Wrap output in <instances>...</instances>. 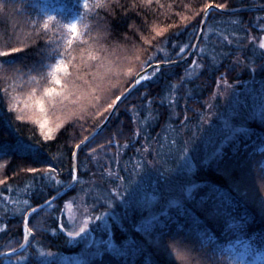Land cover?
<instances>
[{"label": "trees", "instance_id": "obj_1", "mask_svg": "<svg viewBox=\"0 0 264 264\" xmlns=\"http://www.w3.org/2000/svg\"><path fill=\"white\" fill-rule=\"evenodd\" d=\"M0 2L14 6V10L9 8L0 13V43L8 41L18 46V38L23 37L27 45L23 51L10 53L7 58L20 69L15 83L11 79L7 81L11 86L7 93L5 81L0 79V180L5 181L0 184V229H4L0 231L1 255L10 249L21 248L19 245L24 241L23 215L15 209L28 206L13 201L28 200L35 207L66 188L71 181V153L76 143L89 135L102 119L94 115V109H89L83 121L68 119L69 111L76 107L72 103L75 97H56L53 103L44 105L43 112L30 99L32 89L36 90L34 96L39 97L44 87L50 86L48 78H40L46 73V66L58 58L55 53L50 55L49 49L66 50L65 40L71 37L62 25L77 21L78 36L67 49L70 55L64 57L66 60L75 57V64L81 61V49L87 48L83 40H88L95 50L103 46L106 51L102 54L122 67L129 64L124 57L136 50L144 53L142 60L154 55L156 59L151 61L152 64L167 59L175 62L183 60L192 51L190 46L177 55L178 46L195 45L204 15L200 10L209 0H151L150 5L142 0H111L110 7L91 11L83 8V0ZM214 2H227L228 7L222 9L227 11L264 5V0ZM194 13L200 14L194 16ZM46 16L53 17L48 22V29L33 23L43 21ZM263 16L264 10L232 14L210 10L193 56L181 65L160 68L154 79L138 85L96 136L99 143L107 144L110 139L112 145L106 151L98 149V155L91 160L87 158L88 148L79 151L76 158L79 180L75 187L55 201L53 209L44 208L29 217V226L34 231L18 254H28L27 260L20 264H58L54 259L40 258V251L68 258L82 256L84 264H182L176 253L169 255L174 241L178 251L190 246L206 257V264H221L224 257H229L227 249L236 243L255 242L257 247L260 246L261 237H264V187L261 186V178H264V118L257 106H252L251 95L241 96L242 109L234 122L244 130L226 142L219 152H205L207 138L204 139L205 134L200 133L198 127L195 132L194 126L213 98L221 73H225L226 82L237 84V88L264 77V49L258 47V40L248 39L249 36L264 35ZM84 24L90 26L87 35H82ZM157 31L162 34L157 35ZM225 36L232 42L224 39ZM83 58L86 60L87 55ZM4 59L0 57V62ZM193 60L203 67L195 68L188 76ZM88 63L91 68L79 70L85 74V80H91V72L97 64L96 61ZM132 63L138 71V62ZM69 71L75 73L76 70L70 68ZM68 79L86 87L75 74ZM131 79L121 76L113 92L118 95ZM112 99L114 95L106 93L99 104L106 105ZM185 112L189 119L182 124ZM42 120L48 121L45 131L55 129L49 139L42 134L39 124ZM57 124L60 127L57 128ZM137 130L139 135H136ZM173 140L175 144H172ZM117 142L119 147H116ZM191 144L195 150V168L185 174L180 170L179 159L185 147ZM144 149L151 150L152 155L148 156ZM142 159L154 162L134 169L136 162ZM49 165L57 171L51 174L26 171L27 168L47 169ZM109 172L113 175L109 176ZM117 176H123L124 180ZM56 180L62 184L57 185ZM188 184L194 186L187 195L184 189ZM168 186L182 190L181 193L175 191L180 198L179 204L162 209L160 204L156 208L144 206V197L149 192L160 194V189H168ZM116 192L120 196H116ZM72 198L82 199L80 205L89 216L111 213L112 241L123 255H116L109 248L90 255L87 244H70L63 206ZM151 214L160 217V223L146 234L140 229L148 227ZM62 223L66 225L65 229L60 228ZM230 223L244 227L242 230L229 228ZM90 224L99 234V221L92 219ZM206 237L212 239L205 242ZM4 259H0V264H4Z\"/></svg>", "mask_w": 264, "mask_h": 264}, {"label": "snow or ice", "instance_id": "obj_2", "mask_svg": "<svg viewBox=\"0 0 264 264\" xmlns=\"http://www.w3.org/2000/svg\"><path fill=\"white\" fill-rule=\"evenodd\" d=\"M142 3L151 4V0H142ZM111 0H95L94 3H90L89 0H83V8L87 9L89 11L93 9H103L110 7ZM215 7L217 9H226L228 7L227 2L223 3H215L214 0H209L208 3H205L200 10L203 13H208L210 10ZM9 8H13L14 6L8 5L4 2H0V13L7 12ZM200 13H194L195 15H199ZM185 20H187V17H184ZM53 20L52 16H46L43 21L33 23H39L40 27L44 29L49 28V21ZM203 22V21H202ZM62 27L66 28L70 32L71 38H66L65 40V51L57 52L55 49H49L50 55L52 53H55L56 58L54 63L48 64L46 73L41 75V79L48 78L50 80V86L44 87L41 95L39 97H35V89H32L33 96L30 97L32 99L33 104L36 108H38L41 112L44 111V105L46 103H53L54 99L56 97H61L62 99H68L69 97H75V99L72 101L76 107L69 111L68 113V119H74L77 121H83L85 120V117L89 114V109H94V115L97 117H102L100 123L95 124V126L92 129V132L89 133V135L84 136L83 139L79 140L78 143H76L75 148L76 151H72L71 157L73 159H76L78 156V152L82 151L84 148H88V159H95L98 155L97 150L106 151L108 147L112 145V140H108L107 144H101L96 140V129L102 130V124L103 121L108 119L109 117L106 116V113L114 112L118 107L119 103L123 102V99L126 97V94H128L136 85H141L144 81H151L156 77V75L160 71V65L164 63L172 64L173 61L171 59L167 60H157L155 64H152L151 61L155 60L154 55L147 56L146 59H141V56L144 54L140 50L133 51L130 56L124 57V59L129 61V64L127 67H122L119 63L109 59L107 55H103L102 52L106 51L103 49V46H101L100 50L93 49V45L88 43V40H83L82 43L87 45L86 49H81V61L79 64L73 63L75 60V57H72L71 60H66L64 57L70 55V53L67 51L68 48H71L73 45V39L77 38V21H72L68 24L62 25ZM84 33L82 35H87L90 26L88 24L83 25ZM262 30H264V25H261ZM39 31V29H37ZM162 32L157 31V35H161ZM99 35V33H98ZM89 39H92L95 42V39L92 37H89ZM224 39L228 40L229 43L232 41L228 39L227 36L224 37ZM249 40L256 41L258 40V47L260 49H264V35H261L259 37L249 36ZM19 45L17 46L15 43H9L8 41H4L0 43V57L5 58L2 62H0V79H3L5 81V92H8V88L11 87L7 84L8 80H13L15 83L16 80L19 79L18 73L20 72V69L14 65L13 62H10L7 58L9 57L10 53H19L23 51L25 47H27L26 43H24V38L20 37L18 38ZM147 42V41H146ZM197 47L196 45H183L178 46L179 47V55L180 53H183L188 47ZM135 47V46H133ZM201 52L204 51L203 48L200 49ZM87 55V59L85 60L83 57ZM89 61H96V69L95 71L91 72V80H85L84 75L79 70L81 67H87L91 68V65L88 63ZM132 62H138L139 70L137 71L136 68L133 66ZM192 66L194 68H201L203 65L199 64L197 60L192 61ZM41 67H45V65H41ZM75 69V73L70 72L69 69ZM75 74V78L77 80H83L84 85L86 87L82 88L79 85L75 84L74 82L69 81V77L73 76ZM121 76L124 77H132L130 81H127L126 87H124L123 91H121L118 95H116L113 92V89H116L119 83V78ZM30 80L36 79V77H29ZM115 79V82H114ZM183 80V78H181ZM220 81H223L226 83L225 80V73L220 74ZM59 86V87H56ZM175 87V86H174ZM106 93H111L114 95V99L111 100L110 103H107L106 105H100L99 101L102 98V95ZM15 99V97H13ZM151 102V101H149ZM172 103H175L173 100ZM27 107V105H25ZM261 118H264V110L260 112ZM18 119H21L22 117H17ZM189 117L188 115L184 114L182 124L186 123L188 121ZM40 128L42 130V134L44 135L45 139H49L51 134L55 131L54 128H47L45 131V128L48 124L47 120L39 121ZM56 127H60L59 124L56 125ZM82 127V125H81ZM241 129H237V131H240ZM235 134V133H233ZM136 135H139V131L137 130ZM95 143L96 147H92V144ZM176 141L173 140L172 144H175ZM119 142H117L116 147H119ZM161 148L164 147L163 144L160 145ZM264 150V149H262ZM144 152L147 153L148 156L152 155V151L148 149H144ZM188 155V149H184V163L185 165L189 164V160L187 159ZM153 160H146L142 159L141 161H137L136 164L133 166L134 169H140L142 165H152ZM2 167V165H0ZM27 172L35 173L37 171H47L49 174L55 173L57 170L53 168L51 165L48 166L47 169H41L37 170L35 168H27ZM113 173L109 172V176H112ZM71 181H69V184L77 182L79 180L78 176V169L76 167H73L71 172ZM103 179V177H101ZM117 179L124 180L123 176H117ZM4 180H0V184H4ZM57 185H61L62 181L56 180ZM261 186L264 187V178H261ZM114 190V189H113ZM10 191V189H9ZM111 191V190H110ZM116 196H120L119 192H116ZM155 197H153V200ZM55 200V197H52L51 200H45L44 205H37L35 207H32L28 200H22V201H13L14 204H24L28 207L25 209H21L17 207L15 209V212L22 213L23 215V226H24V239L27 240L29 237V234H32L34 231L33 227L29 226V217L32 214L38 213L39 211L43 210L44 206L51 207L52 201ZM145 203H148L146 201ZM111 213H105V216H109ZM95 219L97 221L103 219L99 216H89L87 214L84 215V218L81 220V222L78 225H75L71 230L67 232V235L69 237H81L82 234L87 235V230L89 228V222ZM157 223H160V217H158L155 214H151L147 225L148 227H141L140 230L144 231L146 234L149 232L150 228H154ZM166 226V225H165ZM7 226H5L6 228ZM229 228H238L243 229V224H233L230 223L228 225ZM61 229H65V224H60ZM4 229H0V231H3ZM211 237H206L205 242H208V240H211ZM108 248L112 250L113 253L116 255H123L124 253L121 252L120 248L116 246L112 239L110 238L107 242ZM19 247L24 248V244H20ZM243 251L233 254L231 249H227L229 252V257H224L223 261H227V264H257V261H260L261 264H264V237H261V244L259 247L256 246L255 242H244L243 245ZM219 249V246H217ZM223 251L224 249H219ZM10 251L15 252V249H10ZM139 251V249H137ZM172 253H176V256L179 260H181L182 264H206V257L204 255H201V253L196 252V250L193 247L186 246L182 251H178L176 242L174 241L172 244V252L169 253L171 255ZM44 254V253H41ZM48 255H51V253H48ZM251 257V260H248V258ZM25 256L17 257V259H25ZM223 261H221V264H223Z\"/></svg>", "mask_w": 264, "mask_h": 264}, {"label": "rangeland", "instance_id": "obj_3", "mask_svg": "<svg viewBox=\"0 0 264 264\" xmlns=\"http://www.w3.org/2000/svg\"><path fill=\"white\" fill-rule=\"evenodd\" d=\"M256 1V0H254ZM264 17V16H263ZM192 67V65H191ZM195 68H190L188 76H191L195 72ZM251 95V100L254 103L252 106L258 108L259 113L264 110V77L261 79H253L245 83L242 88H237V84H229L228 82L219 81L217 88L215 90V94L211 99L210 103L206 105V110L203 114L200 115V119L197 121V124L194 126V131L196 132L197 127L199 128L200 133L205 134L208 132L207 136L204 135V139H206L204 148L205 152L207 151H217L219 152L222 146L231 140L236 134L240 133L244 130L238 124L236 125L234 122V118L241 112L242 109V98L241 96ZM32 111V110H31ZM257 112V111H256ZM237 129H241L237 131ZM210 131V132H209ZM235 133V134H233ZM199 136H202L201 134ZM211 137V138H210ZM210 138V140H209ZM216 146V147H214ZM188 149L187 159L189 160V164L185 165L184 159V151L180 157L179 167L180 170H184L185 174H190L195 168L194 162V147L191 144L185 147ZM193 154V155H192ZM188 186L184 190L188 195L193 190V186ZM165 188V186L163 185ZM160 189V194L157 193L154 188L153 192H149L148 195L144 197V206L149 208H156L160 204V208H167L170 206H175L179 204L180 198L178 194H175V191H179L181 193V189L176 187L168 186V189ZM164 193V194H163ZM162 195H167L163 197ZM153 197L155 199L153 200ZM120 198V197H119ZM81 198H72L67 200L64 203V213L66 214L67 222H68V231L71 230L75 225H78L81 220L84 218V215H89L88 211L80 205ZM148 201V203H145ZM162 203V204H161ZM56 207L54 204L51 207H47L49 210ZM153 208V209H154ZM104 212L100 217L103 219L99 220L100 229L98 230L99 234H96L91 228V221L89 222V228L87 230V235L82 234L81 237H70V244L73 246H78L81 243L87 244V248H89V254H97L102 252L105 248H108L107 241L111 238L112 235L110 232V219L109 216H105ZM229 249L232 250L233 254L239 253L243 251V247L240 243H236L231 246ZM42 251L39 252L40 258H48L54 259L58 264H84V257H75L68 258L64 256H55L53 254L48 255V253L41 254ZM28 254H23L21 256H25V259H17L16 256L8 257L4 259V264H20L27 260ZM19 256V255H18ZM229 256V252H228ZM20 257V256H19ZM229 259L231 257L229 256ZM251 260V257L248 258ZM257 264H261L260 261H257Z\"/></svg>", "mask_w": 264, "mask_h": 264}, {"label": "water", "instance_id": "obj_4", "mask_svg": "<svg viewBox=\"0 0 264 264\" xmlns=\"http://www.w3.org/2000/svg\"><path fill=\"white\" fill-rule=\"evenodd\" d=\"M212 9L218 11L219 13L232 14V13H238V12H252V11H258V10H264V5L249 6V7H244V8L234 9V10H231V11L222 10V9H217V8H215V7H213ZM212 9H211V10H212ZM208 13H209V12H208ZM208 13H204V15H203V20H202L203 22H202V24H201V28H200V31H199L198 39H197V41H196V43H195V45H196L197 47H198V45H199V43H200V41H201V39H202L203 33H204V29H205L206 19H207ZM197 47H193V49H192V51L190 52V54H189L186 58H184L183 60L175 61V62H173L172 64L164 63V64L160 65V68H164V67H168V66L181 65V64L185 63L186 61H188V60L193 56V54L195 53ZM137 86H138V85H136V86H134L133 88H131L130 92H129L128 94H126V97H127V96H128V95H129V94H130V93H131V92H132ZM126 97H125V98H126ZM125 98H124V99H125ZM124 99H123V100H124ZM120 104H121V103H119V105H120ZM115 111H116V110H115ZM115 111L109 113V115H108L109 118L106 119V120L103 122V124H102V130H103V129L106 127V125L109 123V121H110L111 118L113 117ZM102 130L98 128V129H96V133L99 134ZM98 134H96V136H97ZM74 151H76V148H75ZM73 167H76V159H73V158H72V168H73ZM76 184H77V182L71 183V184H69L66 188H64L63 190H61L58 194H56V195L54 196V197H55V200L52 201V204H53L55 201H57L58 199L62 198V197L65 196L66 194H68V193H69V192L75 187ZM50 200H51V199H50ZM52 204H51V205H52ZM41 205H44V203L41 204ZM47 207H49V206H44L43 209H44V208H47ZM30 235H31V234H29V237H28L27 240L24 239V241H23L24 248H25L26 245L28 244V241H29ZM24 248H19V249L15 250V252L10 251V252L3 253V254L0 255V259H2V258L12 257V256H16V255L20 254V253L24 250Z\"/></svg>", "mask_w": 264, "mask_h": 264}]
</instances>
